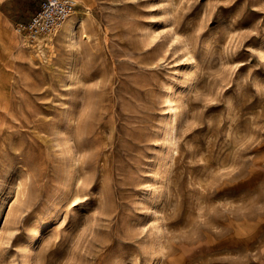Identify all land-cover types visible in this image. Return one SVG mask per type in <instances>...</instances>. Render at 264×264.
<instances>
[{
	"label": "rangeland",
	"instance_id": "rangeland-1",
	"mask_svg": "<svg viewBox=\"0 0 264 264\" xmlns=\"http://www.w3.org/2000/svg\"><path fill=\"white\" fill-rule=\"evenodd\" d=\"M5 1L0 264H264V0Z\"/></svg>",
	"mask_w": 264,
	"mask_h": 264
},
{
	"label": "built area",
	"instance_id": "built-area-1",
	"mask_svg": "<svg viewBox=\"0 0 264 264\" xmlns=\"http://www.w3.org/2000/svg\"><path fill=\"white\" fill-rule=\"evenodd\" d=\"M77 6L76 0H41L28 22L16 24L18 31L29 39L51 35L75 13Z\"/></svg>",
	"mask_w": 264,
	"mask_h": 264
},
{
	"label": "bare ground",
	"instance_id": "bare-ground-1",
	"mask_svg": "<svg viewBox=\"0 0 264 264\" xmlns=\"http://www.w3.org/2000/svg\"><path fill=\"white\" fill-rule=\"evenodd\" d=\"M91 16V12L88 10V9H86L85 8V6H83V3L81 4V3H79V6H78V8L76 9V11H75V13H74V15L73 16H71L70 18H69V20L67 19L65 22H64V24L61 26V29H60V31L62 32V33H65V32H69V35H70V37H69V39H70V41L73 43V44H75L76 43V37H77V26L78 25H80V24H82V22H83V20L85 19V18H89ZM69 22V24H68V22ZM4 30L3 29H0V36L3 38V40L2 41H4V39H6L7 40V38H8V36H9V34H5L4 32H3ZM6 32V31H5ZM56 35V34H55ZM9 40H11V38H8ZM5 40V41H6ZM14 40V43L15 42H17V39L16 38H13L11 41H13ZM4 41V42H5ZM19 41V49H17V53H19L18 55H19V57H20V55H21V53L22 52H30V54H32V55H34V52H41L42 51V54H43V52L45 51V50H51V49H53V47H54V39L51 37V35H49V36H39V37H36L35 38V41H34V43L32 44V43H27V41L26 42H21L20 40H18ZM55 44H56V42H55ZM4 45V44H3ZM28 46V47H27ZM75 46V45H74ZM41 54V53H40ZM54 54V53H53ZM44 55V54H43ZM11 56H14V51H13V49H12V52H11ZM50 56H51V54H50ZM38 57V56H37ZM40 57V56H39ZM46 57V56H45ZM48 57V56H47ZM30 58V57H29ZM35 58V57H34ZM17 59V58H16ZM30 60V59H29ZM6 106H4V108H5ZM68 125H70V123L68 124ZM38 126V125H37ZM70 128V127H69ZM173 128V127H172ZM68 129V128H67ZM72 129H73V127H72ZM40 130V129H39ZM71 132V131H70ZM175 132V131H174ZM39 133V132H38ZM173 135V134H172ZM173 137V136H172ZM74 145V144H73ZM67 146V145H66ZM70 154V153H69ZM34 155V154H33ZM33 157V156H32ZM32 159V158H31ZM34 159V158H33ZM71 159V158H70ZM19 161V160H18ZM22 161V160H21ZM21 163V162H20ZM77 163V162H76ZM75 163V164H76ZM74 164V165H75ZM78 164V163H77ZM23 167V166H22ZM81 167V166H80ZM76 170V169H75ZM78 170V169H77ZM80 170V169H79ZM70 171V170H69ZM76 172V171H75ZM74 172V173H75ZM27 173V172H26ZM78 173V172H77ZM77 175V174H76ZM78 175H80V174H78ZM77 175V176H78ZM76 176V177H77ZM71 177H72V174H71ZM76 177H74V178H76ZM81 177V176H80ZM77 180V179H76ZM73 182V181H72ZM81 182V181H80ZM70 183V182H69ZM76 183V182H75ZM74 183V185H76ZM71 184V183H70ZM70 184H68V186H71ZM81 183H79V185H80ZM19 185V184H18ZM78 185V186H79ZM72 187V186H71ZM77 187V186H76ZM85 187V186H84ZM75 189V188H74ZM17 190V189H16ZM68 190V189H67ZM17 192V191H16ZM67 192V191H66ZM69 192H71V191H69ZM73 192H76V191H73ZM78 192V191H77ZM70 194V193H69ZM74 194V193H73ZM71 197V196H70ZM72 198V197H71ZM66 199V198H65ZM67 199H68V197H67ZM67 199H66V201H67ZM70 199V198H69Z\"/></svg>",
	"mask_w": 264,
	"mask_h": 264
},
{
	"label": "crops",
	"instance_id": "crops-1",
	"mask_svg": "<svg viewBox=\"0 0 264 264\" xmlns=\"http://www.w3.org/2000/svg\"><path fill=\"white\" fill-rule=\"evenodd\" d=\"M11 1H12V0H10V1H5V2H6V5H7V12H8V13H12V14H16L17 11H15V7H13ZM21 1H22V0H21ZM16 3H18V0L16 1ZM39 5H40V1H39V0H37V2H36L35 4H31L30 8H31V11H32V12L30 13L29 17L26 18V19H20V20H19V23H26V22H28L29 19L31 18V16H32L34 13H36V11L38 10Z\"/></svg>",
	"mask_w": 264,
	"mask_h": 264
},
{
	"label": "snow or ice",
	"instance_id": "snow-or-ice-1",
	"mask_svg": "<svg viewBox=\"0 0 264 264\" xmlns=\"http://www.w3.org/2000/svg\"><path fill=\"white\" fill-rule=\"evenodd\" d=\"M207 2V0H205V3Z\"/></svg>",
	"mask_w": 264,
	"mask_h": 264
}]
</instances>
